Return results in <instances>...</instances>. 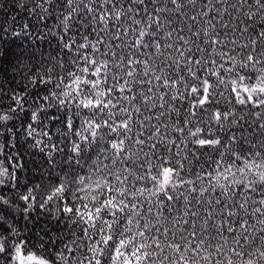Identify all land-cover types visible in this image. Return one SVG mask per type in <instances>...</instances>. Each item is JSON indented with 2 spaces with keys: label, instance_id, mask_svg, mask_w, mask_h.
I'll list each match as a JSON object with an SVG mask.
<instances>
[{
  "label": "snow or ice",
  "instance_id": "obj_1",
  "mask_svg": "<svg viewBox=\"0 0 264 264\" xmlns=\"http://www.w3.org/2000/svg\"><path fill=\"white\" fill-rule=\"evenodd\" d=\"M0 264H264V0H0Z\"/></svg>",
  "mask_w": 264,
  "mask_h": 264
}]
</instances>
